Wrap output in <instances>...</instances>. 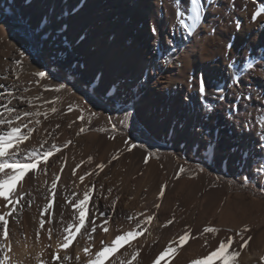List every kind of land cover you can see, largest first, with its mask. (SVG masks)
Returning <instances> with one entry per match:
<instances>
[{
    "label": "rangeland",
    "instance_id": "rangeland-1",
    "mask_svg": "<svg viewBox=\"0 0 264 264\" xmlns=\"http://www.w3.org/2000/svg\"><path fill=\"white\" fill-rule=\"evenodd\" d=\"M82 1L84 4L85 0H81L77 7H68L55 14L54 10L47 14L52 13L59 17L66 24L64 29L66 32L71 24V18H74L83 7L80 5ZM108 1L111 2L110 5L102 7L96 17L92 16L90 24L96 27L93 37L85 38L87 31L79 29L76 33H66L63 37L59 32L53 31L50 33L51 38H42L39 35V29L36 28L33 31L34 28L17 17L12 10L4 9L5 1L0 0L2 7L0 11V84L5 86L0 88V93H4V97H0V103L5 102L6 90H9L14 97L10 106L22 111L47 113L46 119L43 115L38 118L41 121L40 124H35L37 117L25 118V122L31 121L29 127L34 129L29 139L20 144V148L25 153L33 149L46 150L53 143L61 146V151L49 158L46 174L39 170L34 174L29 173L27 175L31 178L23 184L24 190L30 192L34 198V203L31 206L25 204L16 214L15 219L21 221L24 228H29V232L39 231V239L35 238L31 244L33 249L28 254L26 263L40 264L42 258L39 256V260H36L35 248L45 243L49 246L51 258L57 254L52 247L51 239L58 237V231H54L49 238L48 229L52 227L60 230L61 218H55L49 224L48 216L45 214L44 228L41 229L39 226L42 211L40 202L44 201V194L50 188L53 174L56 173L61 177L57 184V192L61 194L58 199L64 196L74 199L73 193L82 196L85 185L91 188L94 184L95 188L89 202L90 209L97 215V209H99L111 217L108 224L109 234L103 233L102 229L93 234L92 251L101 247L100 241L108 243L116 235L132 230L135 219L128 220L129 215L144 213L147 216L155 213L149 226L150 234L146 232L132 242L135 247H139L142 243L141 248L139 247L140 256L134 264H151L169 241L183 234L185 227L195 233L196 238L190 239L170 264H192L193 260L203 259L215 250L221 240L229 236L234 237V249L240 251L237 264H264V187H262L264 179L259 177L246 179L254 176L255 164L260 159L257 155L259 146L256 141L260 139L259 133L262 130L259 124L255 123V117L261 110H255L248 103L240 105L241 97L237 96V90L233 89L231 97L229 99L226 97L224 101L217 100L218 93L212 97L215 111L201 118L203 125L198 131L199 140L183 142L174 137H158L151 134L144 122L134 116V111L139 106L136 104L134 108L132 107V99L128 98L126 92L129 88L138 92L140 97L138 104L146 100L148 96V90H140L139 85H136L141 68L133 62L135 57H140L146 65L156 69L159 65L167 66L164 57L173 60L179 52L182 42L176 33L179 32L180 35L187 37L183 28L179 27L178 22L174 20V9L179 4V0H176L175 4L173 0H156L159 7L163 6L169 12L165 31L159 28L156 22L147 20L148 22L135 23L132 28L130 27L136 38H131L132 35L122 30L121 26L126 23L120 11L116 10L118 6H122L123 9L134 6L133 1L103 0L102 3ZM209 5L212 6L211 11L216 17L225 15L229 18L230 12L226 9L228 7L235 9L238 3L237 0H210ZM240 5L242 9L247 7L241 3ZM260 9L261 7L257 10ZM153 26L157 28L155 34L151 32ZM213 27V24H203L198 33L205 30L206 35L204 33L203 37L196 32L190 38L202 42L204 40V45H208L214 38L213 46L217 49L218 46H222L223 41L216 40L214 36L216 31L214 34L210 31ZM81 36L84 39H80ZM93 38L96 39L94 45L91 42ZM114 40L117 41L113 47L114 51L110 54V58L103 61L104 65L99 70L95 63L85 59L82 49L78 48L81 44V47L88 45L91 51L96 53ZM168 41H172V44L169 45ZM173 47L176 49L174 52L171 51ZM226 48L229 49L227 46ZM18 61L20 63H17ZM115 65L120 67L118 72L114 71ZM38 71H44L46 78L41 79L36 76L35 73ZM251 78L254 79V76ZM113 82L123 86L124 94L118 99L114 98V88L107 93L104 92V89ZM61 84L64 87L56 92L55 88ZM249 89L251 87H248ZM239 91L244 95L246 102H251L252 96L249 91L241 89ZM224 95L226 96L225 93ZM234 96L235 103L232 105L230 102L233 101ZM28 100L32 101L31 105L28 104ZM260 101L264 102V99ZM70 106L71 110H69ZM52 107L57 109L55 113L51 112ZM230 107L236 113L235 116L229 113ZM222 111L227 113V119L231 121L230 125H233L234 130L238 123L253 120L254 127L245 130L251 132L252 136L241 133L245 137V147L249 149L252 144L254 148L251 161L244 160L243 163L239 161L229 166L207 155L203 150L197 151L193 146L197 143L202 149L207 140L216 139L218 146L215 156L224 158L227 148L222 146L229 137L233 136L225 135V137L221 131L216 116ZM81 116L83 120L78 118ZM173 121H177L179 126L182 125L183 114L178 107H176ZM19 123L14 122L13 126ZM113 125L116 126L114 131ZM7 127V125H0V131H7ZM81 128L85 129L83 133H80ZM21 131L27 133L28 129L21 128ZM68 141L71 143L64 148L63 145ZM125 141L130 144L135 143L136 147L129 151ZM14 150L15 146L10 149V152ZM229 151L233 153L232 148ZM149 154L150 158L145 163L144 158ZM114 156L117 158L113 159ZM89 157L92 158L91 163L88 162ZM20 159L23 161L25 157L22 155ZM61 164L64 165L63 172L60 171ZM77 164L80 165L79 168H76ZM98 164L104 165L102 170L96 167ZM246 164L251 166L248 167ZM42 166H38V169ZM180 166H183L186 171L177 179L175 177ZM73 169L76 171L75 176L72 175ZM86 172L93 174L85 176L82 183L79 176ZM101 185H103L102 188ZM162 186L165 188V194L160 197L159 190ZM109 189H111L110 193ZM113 202H115L114 208ZM157 203L160 204L159 209L155 207ZM2 211H4V205L0 202V212ZM72 213L73 210L69 207V214L63 218V222L69 221ZM173 216H175L174 223L163 227ZM142 218L136 217V219ZM15 219L10 218L9 242L16 236L15 229L20 224L16 223ZM206 226L217 227L221 231L215 235L205 234L202 237L200 232ZM245 227L248 231L243 233L244 237L247 239L250 236L251 240L243 249H240L239 244L242 241L235 236V233ZM24 228L23 233L18 237L22 243H27ZM205 239L208 241L207 244ZM11 243L13 247L14 243L17 245L14 240ZM77 243L84 247L86 241L78 235L71 246L78 245ZM125 248L127 249V246ZM123 251L125 249L120 250L121 253ZM9 258L10 264H25L19 260L17 253L13 255L10 251ZM43 262L53 264L52 260L48 262L44 258Z\"/></svg>",
    "mask_w": 264,
    "mask_h": 264
},
{
    "label": "bare ground",
    "instance_id": "bare-ground-1",
    "mask_svg": "<svg viewBox=\"0 0 264 264\" xmlns=\"http://www.w3.org/2000/svg\"><path fill=\"white\" fill-rule=\"evenodd\" d=\"M4 1V9L12 10L17 17L26 22L30 27L36 29V25L40 22L41 17L47 15V13L55 10V14L59 10L62 11L68 7H77L81 0ZM121 1L127 0H120V2ZM131 1H133L134 6L125 9H123L122 6H118L116 9L120 11V15L123 16L126 23L121 26L122 30L126 31V34L132 35L131 38H136V35L133 36V32H131L130 29L135 23H145L147 20L156 22L158 27L165 31V25L169 21V12L165 7H159L156 0ZM244 1L245 0H237L238 6L235 7V9L229 7L226 9L230 12L229 18H226L225 15H222L223 17H216L215 13L211 11V7L210 9L206 7V22L203 24H213V26L216 27V34L214 35L216 40L223 41V44L221 42L222 46H218L217 49L213 46L215 45V42L213 43L214 38L208 45H204V40L202 42L201 40L180 35V33L177 32L178 39L182 44H180L179 52L176 54L175 58L167 61V66L163 64L154 69L150 67V65H146L138 56L133 59V62L142 70H140L138 78L143 85L142 90L146 89L149 91L146 100L142 103L138 104V99L140 98L138 94L132 99V105L137 104L139 106L136 111H134V116L144 122L147 130H149L151 134L158 137L170 136L183 142L192 139H196V141L199 140L198 131L203 125L201 118L205 116L202 105L213 101L212 97L217 94L215 92V86L217 84H219L221 88L226 89L224 93L228 99L232 95V90L236 89L238 92L237 96L241 97L240 105H246L248 103L255 110L264 111V109L261 108V104H264V102L260 101V99H264V12H262L261 17L256 21L251 20V16L255 11L264 5V0H249L245 1L247 2L246 4ZM102 2L103 0H97V2L85 0L83 4L82 1L80 5H83V7L74 18H71V24H69L66 33L74 34L79 29H85V31H87L85 33V38L86 36L89 38L93 37L96 27L90 24L92 16L96 17L97 12L100 11L102 7L111 4L110 1L106 3ZM202 3L207 6L210 4V0H202ZM240 3L242 5L244 4V6L247 5V7L242 9ZM0 11H2L1 6ZM236 23L241 25L240 29L234 27ZM204 33L206 35L205 30L200 31L198 34L204 37ZM95 40L94 38L91 39L93 45ZM116 40L106 45L104 49L97 50L96 53L91 51L88 45L81 47V44L78 48L82 49L85 59L95 63L99 70L104 65L103 61L106 58H110V54L114 51L113 47L117 43ZM229 43L232 47L227 49L226 46ZM245 58L254 61L256 65L255 70L252 74L244 78L243 83L237 82L234 85V80L238 81L239 77L233 75L237 69L230 68L229 65L237 64L238 67H242V65L238 64V61ZM115 66L116 68L114 71L118 72L120 67L118 65ZM200 76H204L206 80V99L199 97L196 91V81ZM251 76H254V79L251 78ZM190 84L192 85L191 87ZM248 87H251V89L248 90ZM240 89L251 93V102L245 101L244 95L239 91ZM131 92L136 93L134 89H131ZM183 98H185V101H183ZM176 107H178L183 114L181 126H179L177 121H173ZM216 118L223 135H231L233 137H229L222 146L227 148L226 154L223 155L224 158L220 159L218 156H215V159H219L229 166H232L234 163H239L240 160L236 154L231 153L229 150L237 143L245 146V137L239 133L240 130L238 127L234 130L233 125H230L231 121L227 119V113H225V111L218 113ZM173 128H175V135L172 134ZM249 150L253 155L254 148L252 144L249 146ZM244 160H248L247 153L245 154ZM59 199H61V202L67 203L63 198ZM40 203L43 205L44 201ZM61 211L63 212V218L68 216L69 208L61 209ZM56 218L60 217L56 216ZM29 220L32 222L31 219ZM31 222L30 224L33 227ZM22 227L20 223L15 229L16 236L13 237V240L17 245H15V243L14 247L11 245L13 240L8 242L13 255L17 253L19 260L27 264L26 261H28L29 258L28 254H30L31 249H33L31 244L34 242L35 238H37V233L36 231L29 232V228L26 229L27 227H23L26 229L27 243H22L18 237L23 233ZM57 239L58 237H53L51 239L52 247L56 252ZM140 245L139 247L141 248ZM35 249L37 250L34 254L36 260H38L37 257L39 256L42 258L41 261H43V258L48 262L52 260L51 255L49 256V246L46 243ZM82 249V246L75 244L74 246H70L67 250H59V255L62 257L67 254L71 257L66 264H77L75 256L77 252H79L81 255L79 264H83L84 255ZM34 262L37 263V261Z\"/></svg>",
    "mask_w": 264,
    "mask_h": 264
},
{
    "label": "snow or ice",
    "instance_id": "snow-or-ice-1",
    "mask_svg": "<svg viewBox=\"0 0 264 264\" xmlns=\"http://www.w3.org/2000/svg\"><path fill=\"white\" fill-rule=\"evenodd\" d=\"M173 3H176V0H173ZM228 5H225L227 7ZM206 7L210 8L211 5L205 6L202 3V0H179V4L176 5L174 9V20L178 22V26L182 27L184 30V34L187 37H191L194 35L203 23L206 22ZM246 7V6H245ZM262 12H264V5L261 6L260 10L255 11V13L251 16L252 21H256L259 17H261ZM59 21V23H58ZM236 29H240L241 25L236 23L234 25ZM36 28L39 29V35L42 38H51L50 33L55 31L59 32L63 37L66 35L64 29L66 28V24L60 20L59 17L50 13L43 17H41L40 22L36 25ZM35 31V29H33ZM211 33L214 34L216 29L215 27L211 28ZM151 32L153 34L157 33V28L153 26L151 28ZM80 39H84L83 36ZM63 42V41H62ZM168 44L171 45L172 41H168ZM228 48H231L232 45L228 44ZM175 47L171 49V51H175ZM66 51V49H65ZM165 62H167L168 58L164 57ZM17 63H20L19 61ZM239 65L242 67H238L237 64L229 65L230 68H236V72L233 74L235 77H239V80H234L235 83H243L244 78L250 74H252L255 70V63L253 60H249L247 58L241 59L238 61ZM41 79L46 78V73L44 71H38L35 73ZM232 78V77H230ZM6 79V77L4 78ZM136 85H139V89H143V85L139 80L136 81ZM233 85V86H234ZM192 85L190 84V87ZM5 86L0 84V88H4ZM64 87L63 84L59 85L55 88L56 92H59ZM122 85L113 82V84L109 85L104 89V92L114 88V98L118 99L122 94ZM196 91L199 97L207 98V86L206 80L204 76H200L196 81ZM226 89L221 88L219 84L215 86V92L218 93L217 100L224 101L226 96L224 92ZM137 93L131 92V88L128 89L127 95L129 99H133ZM0 97H4V93H0ZM13 93L9 90H6V99L4 103H0V125H7V131H0V202L4 205V211L0 212V264H10L9 252L11 251V247L8 243L10 236V218L15 219L16 214L23 209L24 205L27 204L31 206L34 203V198L32 197L30 192H26L24 190L23 184L27 179L31 177L27 174L36 173L38 170L46 174L49 158L52 157L56 152L61 151V146L53 143L48 149L43 151H37L33 149L31 151H27L26 153L20 148V144L23 141L29 139L33 132V128L29 127L30 120L25 122V118L37 117L35 120V124H40V120L38 119L41 115L47 118V113H41L40 111L30 112V111H22L16 107L10 106L12 104ZM251 97H249L250 99ZM22 99V98H17ZM39 99V97H37ZM29 105L32 104L31 100L27 101ZM47 103H52L51 101H46ZM231 104L235 103V96ZM134 108L135 105H132ZM202 108L205 114H212L215 111L214 103L208 102L202 105ZM261 108L264 109V104H261ZM71 110V106L69 108ZM57 109L55 107L51 108V112L55 113ZM229 113L233 116L236 115L232 111V108H229ZM83 120V117H78ZM14 122H20L16 126ZM255 123L259 124L261 128V132L259 133L260 139L256 141V144L259 146V152L257 155L260 159L255 164V174L253 177H249L246 179L259 177L260 179H264V176H260V174H264V111H261L257 117H255ZM57 127H59L57 125ZM71 127V125H69ZM115 125H113V131L115 130ZM236 127L239 128L240 133H243L249 137L252 136L251 132H246V128H253L254 123L253 120H245L244 122L238 123ZM21 128H27V133H23ZM85 131L84 128L80 129V133ZM80 133H77L78 135ZM172 134L175 135V128L172 129ZM71 141L66 142L63 147L66 148ZM125 144L128 145V150L131 151L136 147L135 143H129L125 141ZM15 146V150L10 152V149H13ZM197 151L203 150L207 155L215 158L218 140L209 139L207 140L201 149V146L197 143L193 145ZM232 152L238 156V159L243 163L245 154L247 153L248 160H252V152L246 148L244 145L237 143L233 146ZM24 156L25 160H21L20 156ZM117 157H113L116 159ZM150 158V154L145 156L144 162L147 163ZM207 158V157H205ZM66 160V158H64ZM92 158H88V162L91 163ZM38 169V166H41ZM246 166L250 167V164H246ZM80 165L77 164L76 168H79ZM97 168L103 169V164H98ZM203 169H201L202 171ZM60 171H64V165L61 164ZM186 169L183 166L179 167V170L176 174L175 178H179L180 174L184 173ZM92 172H86L84 175L79 176L80 182H84L85 176L92 175ZM72 175H76L75 169L72 170ZM99 175V173H96ZM61 177L59 174L54 173L53 179L51 181L50 188L44 194V203L42 205V211L40 212L41 219L39 222V226L41 229L44 228L45 225V214H47V223L51 224L52 221L59 216L62 220V227L60 230L50 227L48 229L49 238H51L52 233L54 231H58V239H57V254L52 256L53 264H66L71 257L67 254L62 257L59 255V250H67L73 244V241L77 239L79 235L81 238L85 239L86 243L82 249L84 255L83 264H134L138 260L140 256L141 249L139 247H135L133 245V241H136L138 237L144 235V233L150 234V228L155 213L145 216L144 213H137L133 215H129L127 217L128 220L135 219V226L132 230L125 231L123 234L116 235L114 239L110 242L105 243L103 240L100 241L101 247L98 250L92 251L94 240L93 234L102 229L103 233L109 232V220L110 216L104 211H99L97 209L98 215L89 207V202L92 197L93 190L95 185L92 187H88L85 185L82 196L73 193L74 199H69L67 196L63 197V200H66L67 203L61 202L60 193L57 192V184L60 181ZM103 185H101V188ZM264 187V185H262ZM109 193L111 189L108 190ZM165 194V188L162 186L159 190L160 197H163ZM119 199V198H117ZM71 208L73 210L72 218L63 222V212L61 209ZM115 207V202H113V208ZM155 207L157 209L160 208V204H156ZM136 217H143L142 219H136ZM175 221V216L171 219H168L163 227H167L172 225ZM16 223H19L18 219H15ZM221 231L220 228L206 226L200 232V236H204L205 234H217ZM248 229L245 227L241 231L235 233V236L239 237V240L242 243L239 244V248L243 249L248 241L251 240V237H247L245 239L244 232H247ZM37 239H39V231H37ZM196 238V234L193 233L189 228L185 227L182 235H179L178 238H175L168 242L167 246L152 260L151 264H170V262L176 257L178 252L186 245L190 239ZM208 241L205 239V244ZM127 246V249H125ZM234 237L229 236L225 240H221L218 246L214 251H211L206 257L200 260H193L192 264H214V262H218V264H237V258L240 256V251L234 249ZM121 249H125L122 253ZM130 249V251L128 250ZM117 253H120L117 255ZM39 260V257H37ZM75 260L77 264L81 261V255L77 252L75 256ZM40 264H44L43 261H40Z\"/></svg>",
    "mask_w": 264,
    "mask_h": 264
}]
</instances>
